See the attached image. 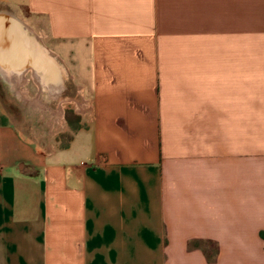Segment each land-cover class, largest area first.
Instances as JSON below:
<instances>
[{
    "label": "crops",
    "instance_id": "crops-1",
    "mask_svg": "<svg viewBox=\"0 0 264 264\" xmlns=\"http://www.w3.org/2000/svg\"><path fill=\"white\" fill-rule=\"evenodd\" d=\"M0 12L45 58L3 77L51 126L62 105L42 90L68 91L79 116L66 145L0 122V264H264V0H0Z\"/></svg>",
    "mask_w": 264,
    "mask_h": 264
},
{
    "label": "rangeland",
    "instance_id": "rangeland-1",
    "mask_svg": "<svg viewBox=\"0 0 264 264\" xmlns=\"http://www.w3.org/2000/svg\"><path fill=\"white\" fill-rule=\"evenodd\" d=\"M39 34V33H38ZM28 79L25 86L31 96L39 94V87L35 83L32 72H26ZM66 92V91H65ZM63 95L51 96L45 94L42 90L39 99L47 103L55 111L62 105V114L58 120L51 126L48 123L50 113H45L44 117L39 115L29 104H25L15 92L12 84L0 73V122H9L20 130L28 138L45 145L47 143H58L64 145L70 138V131L77 126L78 115L71 107L70 99L67 93ZM47 95V96H46ZM63 100L65 102H63Z\"/></svg>",
    "mask_w": 264,
    "mask_h": 264
},
{
    "label": "bare ground",
    "instance_id": "bare-ground-1",
    "mask_svg": "<svg viewBox=\"0 0 264 264\" xmlns=\"http://www.w3.org/2000/svg\"><path fill=\"white\" fill-rule=\"evenodd\" d=\"M32 30L29 27H27L25 24H23L20 20L15 18L12 14L6 13V12H0V52L2 53L3 58L8 60V65H6V67L0 66V70L4 74L5 78L9 77L8 76V67L9 66L13 67L14 64H16L18 67L19 66H28L29 64L33 65L34 61H37V60H38V62H40V61L44 62V59H45L44 56H40V54H35V52H36L35 50L37 49L38 41H36L37 39H35V35H34ZM20 48H22V49H20ZM19 50L22 51V53L25 52L26 54L25 53L24 54L26 55V57L21 56L18 53ZM4 55H5V57H4ZM8 56L13 57V58H17V59L8 58ZM34 64H36V63H34ZM43 66L45 67V62L43 63ZM20 72L26 73L23 69ZM21 73H19V74H21ZM48 74H49V72H48ZM48 83H49V81H48ZM16 93H17V96L20 97L22 100L30 98V97H28L25 89H22V88L17 89ZM30 101L32 103L30 106L33 107L34 109L36 108V110L39 113H43V112H49L50 113V111H46V108L43 107V105L39 102V100L34 101V100L30 99ZM56 113H58L59 116H61L62 109H59L58 111H56Z\"/></svg>",
    "mask_w": 264,
    "mask_h": 264
},
{
    "label": "trees",
    "instance_id": "trees-1",
    "mask_svg": "<svg viewBox=\"0 0 264 264\" xmlns=\"http://www.w3.org/2000/svg\"><path fill=\"white\" fill-rule=\"evenodd\" d=\"M67 144V143H66ZM66 144H64V145H66Z\"/></svg>",
    "mask_w": 264,
    "mask_h": 264
}]
</instances>
